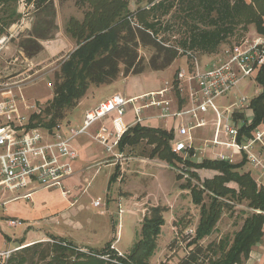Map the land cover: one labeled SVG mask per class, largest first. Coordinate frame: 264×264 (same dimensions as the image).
I'll use <instances>...</instances> for the list:
<instances>
[{
    "label": "rangeland",
    "instance_id": "obj_1",
    "mask_svg": "<svg viewBox=\"0 0 264 264\" xmlns=\"http://www.w3.org/2000/svg\"><path fill=\"white\" fill-rule=\"evenodd\" d=\"M161 1L163 2L164 0H153L152 3H149L148 0H127L128 12H130L133 24L148 28L155 34L159 42L164 43L166 46L177 48L180 53L179 57L165 70L151 71L148 69L140 76H132L128 81L122 77L111 84L91 89L89 92L90 101L94 103L117 92L122 93L126 97L133 94H143L146 93L145 91L165 88L167 82L171 84L174 82L175 89L172 93L180 94L176 89V74L180 69H185L187 73L190 74L195 68L196 63L201 69L209 68L223 57L224 50L234 46L244 45L246 42L250 43L258 36H264V33L257 31L255 25H249L247 27L239 25L236 26L234 30L233 28H230L224 34L222 33L223 42L218 46V49L212 53H209L202 48H189L193 37L191 35L192 33L205 29L214 30L215 26L209 25L208 22L205 23L199 18L193 19L186 15L191 9L189 7L192 6V2L189 3L190 0H167V6H158ZM230 1L231 4H233L235 0ZM246 1L248 3L251 2V0ZM154 5L156 6L153 7ZM168 5L172 6L168 8ZM40 6L41 7L37 9L34 6L25 7V4L23 3L14 4L13 7L18 9L19 16L15 19L9 16V14L12 13V9L8 14H3L2 11H0V25H3L5 30L9 29L10 25L7 27V24H10V21L12 20L16 23L22 22L25 28V30L14 39V44L12 45V50L10 52L13 55H7V57L0 61L1 82L5 80H14L15 78L16 80L22 78L19 76L14 78L13 75L22 72L24 66L29 64L27 61L24 62L25 59L29 58L32 60L33 57L36 59H43L46 47L56 48L58 43H62L68 39L70 40L72 38L71 34L67 32L70 19L75 18L79 21H83L85 14L92 10V6H90L88 1L84 2L83 0H44V3H41ZM147 24H149L150 27H147ZM36 37L45 38L38 39L42 49L35 55H28L23 44L26 43L31 52L35 53L37 49L36 44H34V42L32 44H27L26 41L29 39L34 41ZM74 40L75 43H78L77 39ZM71 49L72 48L64 49L55 53L54 57L46 61L45 64L34 67V71L38 70L36 74L34 73L33 76L29 78L28 82L23 84L21 89L16 93L20 92L19 94H21L30 104H35L39 108L44 109L54 97V74L60 70V65L68 58ZM19 50L23 51L24 54H20ZM153 53L154 50L148 47H142L140 49V55L143 56L145 62L149 61ZM15 57H20L21 59V62H18L17 66L10 64V60ZM53 62L54 64H50ZM46 64L47 68L45 67ZM42 67H44V69L40 70ZM257 75L258 70L254 72L251 78L243 80L238 88H235L226 95L216 99L215 102L220 107L223 114L228 115L230 112L228 107L237 101L236 96H240V98L247 97L248 100L250 98L251 101L257 96V88L259 84L255 86L252 84V82H255L257 79ZM70 111L71 110L67 112V116ZM78 112H80V110L73 111L72 114L77 116ZM211 118L212 114H210L208 118L210 123L208 128L194 131L196 136H202L198 143V147L196 148L203 147L207 141L212 138V134H210L211 132L209 133V131H214L216 126H213L214 121L210 122ZM129 119H131V116L128 117V120ZM2 120L4 121L3 118ZM43 130V128L40 129L41 132H43ZM140 144L142 145V153L150 155L153 146L149 147L150 144L146 141H142ZM216 152H213L212 150L197 152V156L194 159L198 162H202L205 159L218 160V158L215 157ZM156 158H158L157 154ZM183 162V160H177L175 158H173L172 161L163 164L151 162L150 164H154V168L152 171L149 170L153 173V176H145L143 173H139L138 178L140 184L139 187H136L137 189L134 188L140 191V193L135 196V202L138 204L123 200V202L120 201L122 203L119 205L118 200H111L109 202H111L112 205L109 208V211L106 207L109 195L106 193L105 187L107 185L105 184V175L112 169L101 165L99 168L100 176L92 183L90 192L93 193L94 196L100 197L103 206L98 208L93 207L91 200L85 195L80 201L82 204L88 205V208L79 215V219H81V221L83 220L84 224H88L87 218L100 224V231L97 233L95 243L92 247L101 248L109 244H113L114 248L116 247L115 249H117V252L110 248L109 251L101 253V257H103L105 264H123L118 252L125 253V256L122 258H126V255H132L134 253L136 245L139 244L140 239H142L143 228L147 227L146 229H150V227H153V224L155 223L153 220L155 212L153 210L157 208L158 210L156 213H160L163 222L160 223L159 232L154 240L155 244L153 245V248L151 247L148 252L143 255L147 258L145 259L147 264H180V262L189 255L191 250L195 248L194 246L190 247L188 245L196 235L194 233L191 234L190 229L196 227L195 220L197 217H200L201 205L195 203L191 190L187 188V184L188 181H190L191 186H195L202 191V197L205 204L210 205L214 195L212 190L205 186V183L207 181H212L215 176L220 174V172L216 169H203V173L199 174V172L195 170L191 173L188 172L190 175L188 176L189 179L187 181V179L179 172V169L181 168L180 165ZM236 163L238 162L236 161ZM183 166L186 168L189 165H186L185 163ZM247 170L248 167H243L235 170V172L241 175L248 173ZM180 175L184 179L181 177L179 181L177 178ZM140 178L142 179L140 180ZM150 180L152 181L150 185V195L148 199H145L147 191L145 193L141 191L142 185L145 184L146 186L147 182H150ZM225 186L229 187L231 190L233 189L235 194H233V192H227L222 198L217 197V201H223L222 208H224L217 223V228L210 236L205 237L199 243L204 249H208L210 246H215L220 242L222 244H225V242H232L235 234L242 228L245 219L252 212L249 208L248 200L243 199V197L239 195L240 187L237 183L228 182ZM113 191H116V188H114ZM113 191L110 192V195L114 194ZM125 197L126 199H130L128 193ZM142 203L143 205H141ZM121 208L123 213L119 214ZM101 211H106L107 215H102ZM20 229L8 227V232H6L5 229L0 227V237H2V239L0 238V245L3 244L6 237H10L9 234L14 232L17 233V231L21 232L24 228ZM4 233H7V235H4ZM75 239V241L80 240L77 238ZM49 240L44 244H47L48 242L51 243ZM7 248L8 247H5L4 249ZM224 250L225 252L223 254L222 252L217 251L216 255H212V252L209 250L203 252V254L205 253L208 255L205 257L202 254L203 257L201 258L205 259L203 264H210V260L213 261L217 259L221 254L224 256L228 251V248H225ZM87 251L88 252L82 251L79 253H85L88 254L86 256H89V254L93 252V250ZM138 254L141 255L142 250L139 249ZM15 256L16 253L14 252L12 257ZM85 258L86 257H81L80 259L83 260ZM67 259L70 264L73 263L72 257H68ZM8 264H10V261Z\"/></svg>",
    "mask_w": 264,
    "mask_h": 264
},
{
    "label": "trees",
    "instance_id": "obj_2",
    "mask_svg": "<svg viewBox=\"0 0 264 264\" xmlns=\"http://www.w3.org/2000/svg\"><path fill=\"white\" fill-rule=\"evenodd\" d=\"M27 3H34L36 8L44 0H26ZM88 1L92 10L85 14L83 21L71 18L67 27V32L78 40L79 47L60 65V70L54 74V97L45 106L42 115L35 116L33 121L37 126L43 124L53 127L67 117V112L76 107L80 100L85 97L90 86L106 85L116 81L121 74L124 77L130 75H141L148 69L151 71H162L170 67L179 57L180 53L177 48L166 46L156 38L148 28L133 24L128 12L127 0H83ZM18 0H0V11L8 14L12 9L10 17L15 19L19 17L17 8L13 5ZM152 3L153 0H148ZM192 6L187 16L193 19H201L209 25L215 26L214 30H201L194 32L189 48H202L209 53L218 49L223 42V35L228 29L236 26L247 27L255 25L257 31L264 33V0H235L231 4L230 0H190ZM167 0L161 1L158 6L166 5ZM154 5L153 7H155ZM172 5H168V8ZM167 12V10H166ZM11 23L14 20L10 21ZM10 23V24H11ZM7 24V27L10 25ZM191 25V24H188ZM147 27H150L147 24ZM5 32L3 25H0V36ZM36 37L34 41L27 40V44H36L37 49L32 53L26 43L23 44L28 55H35L42 49ZM148 47L154 50L149 61L145 62L140 55V49ZM257 81L262 86V92L252 99L251 107L254 111L253 122L242 128L241 134L250 136L253 130L264 123V68L259 74ZM173 138V133L164 130L146 128L139 124L124 135L121 140V146L126 144L137 146L142 141L150 145H155L151 152V158L156 154L162 160L167 162L173 158L181 160L174 154L169 146V141ZM162 147V148H161ZM189 166L197 169H216L220 172L212 181H207L205 186L212 190L214 195L210 205L205 204L202 197V191L195 186H191L188 181L187 188L191 190L193 200L197 205H201V219L198 225L196 235L189 242V246L195 248L189 255L180 262V264H203L208 256L203 252L209 250L212 255L217 251L225 252L210 264H236L246 257L251 248L263 237L264 226V189L259 188L250 173L239 175L235 170L241 169L246 164V159L239 163H229L220 160L205 159L199 164L187 162ZM194 176V175H193ZM116 178L113 176L112 181ZM181 179V176H179ZM228 182H235L240 187L239 195L248 200L251 214L245 219L242 228L235 234L232 242H221L215 246L204 249L200 246V241L210 236L222 214L223 201L216 199L222 198L227 192L234 190L226 187ZM154 209L153 227L150 229L143 228L142 239L136 245L134 253L122 258L123 264H147L145 255L148 250L155 244L154 240L159 232L160 223L163 219L160 213ZM259 211V212H258ZM155 226V227H154ZM188 239V237H187ZM54 243H35L15 251L16 256L11 257L10 264H70L68 257H72L71 264H105L101 253L109 251L111 244L102 250H93L89 254L79 253L77 246L63 239L53 238ZM65 243V245H63ZM224 243V242H223ZM139 249L142 254L139 255ZM203 254V256H202ZM81 257H86L81 260ZM13 260V261H12ZM22 262V263H21Z\"/></svg>",
    "mask_w": 264,
    "mask_h": 264
},
{
    "label": "built area",
    "instance_id": "obj_3",
    "mask_svg": "<svg viewBox=\"0 0 264 264\" xmlns=\"http://www.w3.org/2000/svg\"><path fill=\"white\" fill-rule=\"evenodd\" d=\"M13 37L11 33L0 37V61ZM223 52V57L209 68L201 69L196 63L190 74L185 69L177 72L176 89L180 94L187 90L189 100L187 109L178 112L172 109V99L169 96L175 89L174 82L172 84L167 82L166 87L160 91L139 97L128 98L116 94L88 111L85 114L82 128L72 129L69 138L62 136V124L56 123L49 129L55 141L48 144L44 143V135L39 128L41 124L34 126V117H32L33 114L42 115L44 109L30 104L19 94L20 92L16 93L33 76L28 75L30 70L26 71L29 67L24 72L13 75L14 78L16 76L22 78L0 81V209L6 211L7 205L15 200H32L37 189L60 190L65 197H68L70 191L65 180L74 171L69 163H61L59 157H67L69 160L76 159L78 154L71 146L72 140L86 133L98 121L115 114L117 117L113 122L117 140L110 143L107 137H95L109 153H112L117 141L128 129L121 123V119L128 111V106L133 107L137 116L135 125L141 122L140 116L144 109H159L160 113L156 116L158 119L189 117L188 124H182L178 129V134L185 139L175 141L172 145L173 151L181 155L184 161L179 169L184 178H189V175L183 165L187 161L195 160L197 152L213 151L214 148H224L232 152L226 154L225 151H213L216 152L215 157L218 160L236 163L235 156H239L241 160L246 159L255 169L264 173V162L256 152L258 145L264 147V126L253 130L250 136L241 134L242 128L253 122V119H248L245 114L250 107L248 98L238 97L237 101L228 107L230 110L228 115L223 114L215 102L217 98L237 88L243 80L251 78L254 72L264 68V36H258L250 43L246 42L244 45L234 46ZM20 61V57H15L11 60V64H18ZM143 102L144 104H141ZM22 107L27 112H32V115H25ZM209 111L215 115L214 138L210 142L207 141L203 147L196 148L191 132L209 124L208 120L201 116ZM241 112L243 115L237 120V113ZM104 131L107 129L104 128ZM222 134L224 139L221 138ZM31 184H36V186L30 188ZM258 187L264 189V184L258 183ZM22 190L26 192L6 200L8 192ZM93 205L101 207L102 202L98 199ZM122 213L121 208L119 214ZM8 223L12 227L20 225V221L15 219L8 220ZM49 241L56 242L53 239ZM111 249L115 250L114 246L111 245ZM76 250L88 252L82 248ZM15 251L0 252V264H8ZM118 253L124 257L120 252Z\"/></svg>",
    "mask_w": 264,
    "mask_h": 264
},
{
    "label": "crops",
    "instance_id": "obj_4",
    "mask_svg": "<svg viewBox=\"0 0 264 264\" xmlns=\"http://www.w3.org/2000/svg\"><path fill=\"white\" fill-rule=\"evenodd\" d=\"M23 3L25 4V7L27 6H34V3H27L26 0H18L16 4ZM18 14V9H17ZM26 27V26H25ZM25 30L24 24L22 22L16 23L12 22L9 26V29H6L2 35L5 34H13L12 41L8 44V48L4 53V57L2 60L7 57V55H13L11 52L12 45L14 44V39L18 37L20 33H22ZM1 35V36H2ZM0 36V37H1ZM67 41H63L62 43H58L56 45V48H45V55L42 59H36L33 57V59H25L27 61V65L24 66V69L30 70L28 75L36 74V71L34 67L40 66L45 64L46 61L53 58L55 53H58L64 49H71L70 53L68 54V57L79 47L78 43H75L74 37ZM20 54L23 53V51L19 50ZM15 53V52H14ZM16 54V53H15ZM24 54V53H23ZM53 55V56H51ZM24 57V56H22ZM48 57V58H47ZM1 60V61H2ZM7 62V61H6ZM21 62V61H20ZM8 63V62H7ZM1 64V62H0ZM11 64V60H10ZM49 64V63H48ZM50 64H54L50 63ZM14 66H17V64H13ZM28 66V67H26ZM49 66V65H48ZM47 68V64L45 65ZM44 67H42L43 70ZM262 69L258 70V75L261 73ZM21 73V72H19ZM133 75H130L128 77H124L121 75L119 78H124L126 81H128ZM138 76V75H135ZM140 76V75H139ZM118 78V79H119ZM242 83V82H241ZM252 84L255 86L259 84L257 79L255 82H252ZM102 86V85H100ZM96 85L90 86L87 94L83 99L80 100L79 104L71 109L69 115L65 118L64 121L60 122L62 124V136L64 138H69L71 136L70 131L72 129H81L83 126V121L85 114L97 107L101 102L105 101L107 98L116 95L121 94L120 92L114 93L112 95H108L106 98L100 99L96 102L90 101V95L89 92L91 89H95L96 87H100ZM238 88V87H237ZM164 89L158 88L155 90L145 91L146 93L143 94H133L131 96H127L128 98L132 97H139L143 96L145 94L151 93V92H157ZM256 89V88H255ZM257 96L262 92L263 88L259 84ZM125 96V95H124ZM172 99V109L174 112H178L182 109H187L189 106V100H188V92L187 90L183 94H171L169 96ZM240 96H236L238 98ZM1 100V95H0ZM250 107L246 110L245 114L248 119H254V111L251 107V99L249 98ZM235 103V102H234ZM141 104H144L141 103ZM80 110L78 112L77 116H75L73 111ZM22 112L25 115H32V112L29 113L22 107ZM160 113L159 109L152 108V109H144L141 116L139 125L146 127V128H154V129H160L167 131L169 133H173V138L169 141V146L171 151L176 154L173 151L172 145L175 141L184 140L185 137L180 136L178 134L179 127L183 125H187L189 122V117L184 118H165V119H158L156 116ZM212 114V118L210 119V122H213L215 119V115L212 111H209L206 114H202L201 116L204 117L209 122V116ZM241 113H237V120L240 119L242 116ZM36 115L33 114L32 117H35ZM131 116V119L128 120V117ZM117 116L111 115L109 117H106L103 120L98 121L94 125H92L86 133L81 134L77 137H75L72 142L71 146L75 149V151L78 154V157L74 160H69L67 157L60 156L59 160L61 163H69L73 167V174L68 177L65 180L66 186L68 190L70 191V195L68 197H65L60 190H47V189H37L35 193L33 194L32 200H15L9 203L6 207V211L0 209V227L5 229L6 232H8V227L13 229H20L24 228L21 232L17 231V233L9 234V238H5L3 241V244L0 245V252L4 251H14L17 249H20L22 247H26L35 243H45L49 239L57 238V239H63L68 242H71L73 245L77 246L78 248L86 249V250H102L106 246H103L101 248H95L92 247L95 243L97 233L100 231V224L98 222H93L92 219L87 218V223L84 224L83 220L79 219V215L84 212L85 209L88 208V205L81 203V198L85 195L88 199L91 200L92 204L100 199L99 196H94L93 193H91L90 189L92 187V183L97 180L100 176L99 168L101 165L105 167H109L112 170L108 172L105 175V184L107 185L106 193L109 195L108 197V204L106 205L107 210L109 211L111 207V200H118V203L123 202V200H127L128 202H135V196L140 193V191L136 190V187H139L140 181H139V173H143L145 176H153V173L151 172L154 168V164H150L151 162L158 164L166 163L165 160L160 159L159 157L151 158L150 155H145V153H142L143 150H141L142 145L138 144L137 146L131 145H124L121 146V140L124 137V135L130 130V128L135 127L136 115L134 112V109L132 106H128V111L125 114V116L121 119V123L124 127H127L128 129L123 133L121 139L117 141V144L115 145L113 152L109 153L106 148L101 145L96 139V136L100 137H107L109 139L110 143H114L116 139L115 135V125L113 120ZM64 124V125H63ZM64 126V127H63ZM210 126L207 125L204 128H208ZM214 126V125H213ZM264 126L262 124L258 128H261ZM39 128H43L42 134L44 135V143H52L55 141L54 137L49 132V129L52 128L50 126L46 125H39ZM104 128L107 129V131H104ZM215 128V127H214ZM202 129V128H200ZM200 129H194L192 130V137H193V144L195 147H198V143L200 141V138L202 136H196L194 131L200 130ZM257 129V128H256ZM211 132V133H210ZM214 131H209L210 134H212V138L208 141H211L214 138ZM210 136V135H209ZM204 138V137H203ZM221 138L224 139V135H221ZM155 147V145H149V147ZM213 151H225L226 154L232 153L231 150H227L224 148H214ZM152 152V150H151ZM256 152L258 153V156L261 158V160L264 162V147L258 145L256 148ZM181 160L182 156L179 154H176ZM237 162L239 163L240 157H236ZM239 159V160H238ZM243 161V160H241ZM240 161V162H241ZM191 162L192 164H199L201 162H198L196 160L187 161ZM186 162V165H189ZM244 167H248V173L251 174L252 178L255 180V182L259 184H264V173L261 170L255 169L251 164H249L246 161V164ZM151 171H150V170ZM181 169V168H180ZM187 173H191L192 171H197L199 174H202L203 169H197L193 166L186 167ZM199 170V171H198ZM251 171V172H250ZM188 173V175H190ZM116 175V178L114 181H112L113 176ZM181 176V175H180ZM125 177V178H124ZM182 177V176H181ZM149 178V177H148ZM146 178V179H148ZM183 178V177H182ZM124 179V180H123ZM142 178H140L141 180ZM180 181V178L178 176L177 178ZM184 179V178H183ZM187 181L189 178H186ZM152 181L147 182V185H142V190L144 193L147 191V196L145 199H148L150 195V185ZM115 185V186H114ZM36 186V184H31L30 188H33ZM116 188V191H113V189ZM136 188V189H134ZM111 191L114 192V194L110 195ZM22 192V193H19ZM26 192V190L22 191H13L8 192L6 195V200H9L13 198L14 196H17L18 194H23ZM128 193V196L130 199H126V195ZM115 195V196H114ZM122 201V202H120ZM91 204V205H92ZM135 204H138L135 202ZM143 205V203L141 204ZM95 207L94 205H92ZM103 206V204H102ZM98 208V207H95ZM259 212V211H258ZM102 215H107L106 211H101ZM15 219L20 221V225L17 227H12L9 225L8 220ZM201 219V213L200 217H197L195 220L196 227H193L190 229L194 234H196V230L198 228V225L200 223ZM217 228V225L215 229ZM21 230V229H20ZM19 232V233H18ZM263 233H264V226H263ZM4 235H7V233H4ZM2 239V237H0ZM77 238L79 241H75ZM204 239V238H203ZM202 239V240H203ZM201 240V241H202ZM113 246V244H111ZM20 246V247H19ZM5 247H8L7 249H4ZM192 247V246H190ZM116 248V247H115ZM117 249L114 251L116 252ZM123 256H125V253H121ZM236 264H264V235L261 238L260 241H258L252 248L249 254L246 257H243L240 262Z\"/></svg>",
    "mask_w": 264,
    "mask_h": 264
}]
</instances>
